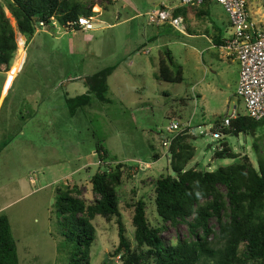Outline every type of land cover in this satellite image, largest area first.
<instances>
[{
	"label": "rangeland",
	"instance_id": "374dc122",
	"mask_svg": "<svg viewBox=\"0 0 264 264\" xmlns=\"http://www.w3.org/2000/svg\"><path fill=\"white\" fill-rule=\"evenodd\" d=\"M263 1L248 0V12L256 22L264 21ZM79 2L95 6L93 31L66 32L50 25L21 41L15 19L0 0L18 43L10 71L0 72V215L9 218L20 264H69L73 244L67 245L66 229L57 215V189L77 184L81 198L89 203L97 198L91 178L100 167L99 143L109 153L108 164L126 166L118 193L130 237L132 206L140 199L147 203L150 223H160L153 183L162 175H174L162 145L172 121H191L193 126L189 142L195 157L188 169L197 165L214 172L237 163L214 158L224 143L234 153L247 155L255 167L260 156L264 159V124L255 136L233 135L227 128L220 140L213 138L217 122L234 110L246 116L231 73L236 65L210 58L222 57L210 41V22L227 35L231 32L230 17L217 0L196 7L182 6L180 0ZM176 6L186 18V34L169 23L149 24L150 13ZM258 27L264 29V24ZM167 51L175 68L183 70L181 83L157 78L160 57H167ZM108 67H116L108 79L109 102L92 96L87 107L72 114L66 98L86 95L84 80ZM94 225L91 264H106V256L112 264H121L111 258L119 243L116 224L97 217ZM211 225L217 231V223ZM178 236L189 238L185 224L168 226L162 235L172 244Z\"/></svg>",
	"mask_w": 264,
	"mask_h": 264
},
{
	"label": "trees",
	"instance_id": "16d2710c",
	"mask_svg": "<svg viewBox=\"0 0 264 264\" xmlns=\"http://www.w3.org/2000/svg\"><path fill=\"white\" fill-rule=\"evenodd\" d=\"M4 3L17 23L21 41L24 37H33L40 23L50 26L51 19L55 18L64 27L82 16H93L95 7H83L79 0H4ZM181 13L179 9L174 15ZM218 40L221 46L223 41ZM17 51L15 30L0 7V72L10 71ZM166 54L167 57H160L158 80L183 82L182 68H175L171 53L167 51ZM115 70L116 67H108L86 78L88 93L66 98L72 114L87 107L92 96L100 102H109L108 79ZM262 124L264 120L238 115L231 120L228 132L255 136ZM191 130L181 133L172 143L169 160L174 175H162L153 183L159 225L155 227L150 223L147 203L140 199L132 206V237L123 221L118 193L126 166L108 164V151L97 144L100 167L91 178L92 191L97 198L90 203L81 198L77 184L57 189V215L66 229L67 245L73 244V248H69V264H91L97 217L116 224L119 243L111 258H118L121 264H264V159L260 156L258 167H255L247 155L234 153L224 143L214 158L239 160L237 163L214 172L201 171L197 165L188 169L195 157V148L189 142ZM155 158L158 160L159 155ZM104 165L107 167L102 168ZM212 221L217 223V231ZM179 224L187 226L189 238L178 236L176 243H168L162 235L168 226ZM0 264H20L9 218L2 214Z\"/></svg>",
	"mask_w": 264,
	"mask_h": 264
},
{
	"label": "built area",
	"instance_id": "2783aa9c",
	"mask_svg": "<svg viewBox=\"0 0 264 264\" xmlns=\"http://www.w3.org/2000/svg\"><path fill=\"white\" fill-rule=\"evenodd\" d=\"M206 0H180L182 6H201ZM223 6L230 17L231 32L225 37L219 46V51L225 60H237L240 63L241 73L237 88V95L244 100L246 116L255 121L264 120V29L258 27V23L251 18L248 12V0H217ZM264 4V1H263ZM94 17L82 16L76 22H70L62 27L55 18L51 19L54 27H61L66 32H75L80 29L83 32L93 31ZM169 23L174 28L183 32L184 19L175 17L172 10L161 9L149 14L150 25H162ZM49 27L40 23V30ZM238 117L234 110L227 116L213 133V138L220 140L222 131L230 127L231 120ZM191 121L180 123L172 121L168 131L170 136H162V145L166 150L164 156L171 158L170 149L173 141L181 134L191 129Z\"/></svg>",
	"mask_w": 264,
	"mask_h": 264
},
{
	"label": "crops",
	"instance_id": "0c3cea01",
	"mask_svg": "<svg viewBox=\"0 0 264 264\" xmlns=\"http://www.w3.org/2000/svg\"><path fill=\"white\" fill-rule=\"evenodd\" d=\"M208 1H210V0H208ZM208 1H206V2H208ZM205 4V3H204ZM203 4V5H204ZM182 10L180 7H177L176 6V8L174 7L173 9H171L172 11H173V13L175 14V12L177 11V10ZM187 12H189V11H187ZM186 12V13H187ZM98 15V14H97ZM99 16V15H98ZM177 17H181V18H183L184 19V23H185V21H186V18H184L183 16H181V15H179V16H177ZM254 21H256L255 19H253ZM211 23V26H212V33H213V36H212V39L210 40L211 41V43L213 44V47H215V49H218L219 50V40L218 39H220L221 41H223L224 42V39H225V37H227L228 35L226 34V33H224L223 31H221L222 29L216 24V23H213L212 21L210 22ZM258 24H264V21H259V22H257ZM185 28V27H184ZM185 30H186V28H185ZM185 30L183 31V32H181V33H183V34H186V32H185ZM222 42V43H223ZM220 45H222V44H220ZM219 53H220V51H219ZM211 58V60H214V58H218L219 60H223V61H226V63H228V64H235L236 65V67H234L233 69H232V71H231V73H233V75H235V87L237 88L238 87V84H239V80H240V73H241V68H240V63L237 61V60H225L223 57H210ZM213 64H214V62H213ZM227 86L228 87H230V84H227ZM237 90V89H236ZM236 93H237V91H236ZM220 122V121H219ZM218 123V122H217ZM192 128H193V126H192ZM155 157V156H154ZM156 159V158H155ZM157 160V159H156Z\"/></svg>",
	"mask_w": 264,
	"mask_h": 264
},
{
	"label": "water",
	"instance_id": "95a60500",
	"mask_svg": "<svg viewBox=\"0 0 264 264\" xmlns=\"http://www.w3.org/2000/svg\"><path fill=\"white\" fill-rule=\"evenodd\" d=\"M216 144V143H215ZM210 148V147H209ZM104 263H106V264H112V261H109L108 260V257L106 256L105 257V260H104Z\"/></svg>",
	"mask_w": 264,
	"mask_h": 264
}]
</instances>
